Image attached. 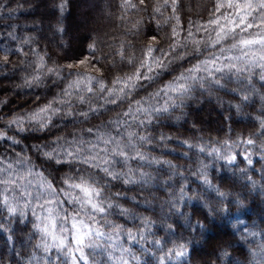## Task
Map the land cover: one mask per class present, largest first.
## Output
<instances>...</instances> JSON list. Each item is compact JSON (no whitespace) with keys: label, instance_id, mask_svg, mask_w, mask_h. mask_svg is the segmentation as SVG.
<instances>
[{"label":"trees","instance_id":"16d2710c","mask_svg":"<svg viewBox=\"0 0 264 264\" xmlns=\"http://www.w3.org/2000/svg\"><path fill=\"white\" fill-rule=\"evenodd\" d=\"M0 68V264H264V0H0Z\"/></svg>","mask_w":264,"mask_h":264},{"label":"rangeland","instance_id":"374dc122","mask_svg":"<svg viewBox=\"0 0 264 264\" xmlns=\"http://www.w3.org/2000/svg\"><path fill=\"white\" fill-rule=\"evenodd\" d=\"M3 72L4 71L0 68V75H3ZM3 85L8 88L6 90L7 91L6 94H5L6 91L5 90L4 91L2 90V88L4 87ZM19 87H20L19 85H16V86H12L11 87V86H8L7 84H2V85L0 84V108L3 107L4 105H6L5 99L7 98V96L11 97V95H12V92L11 91H14L15 89H18ZM11 88H12V90H11ZM23 113H24V115L21 116V114H23ZM21 114H20L21 117L20 116H17L15 118H13L12 121H10V123L11 124H20V122L23 123V122L29 121L31 123L32 127L33 126L34 127H40L41 119L39 118L38 111L35 110V112H33V113H30L29 112V114H27V115H25L26 114L25 111H21ZM9 120H11V119H9ZM62 196H63V194H62ZM80 204H82V202H80ZM85 204H87V203H85ZM89 211H91L92 213H94L92 211V209L89 210ZM72 223L74 225H76V227H78V228L84 226V224H85L82 221H79L78 219H75L74 217L72 218ZM80 229L78 230L79 232H81Z\"/></svg>","mask_w":264,"mask_h":264}]
</instances>
